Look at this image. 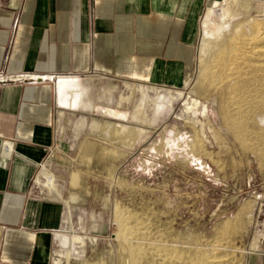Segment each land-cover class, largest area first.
I'll list each match as a JSON object with an SVG mask.
<instances>
[{"label": "rangeland", "instance_id": "obj_1", "mask_svg": "<svg viewBox=\"0 0 264 264\" xmlns=\"http://www.w3.org/2000/svg\"><path fill=\"white\" fill-rule=\"evenodd\" d=\"M216 1L197 16L194 53L182 84L67 76L78 79L94 106L126 116L96 107L73 109L75 134L86 137L91 150L90 157L69 160L82 171L71 224L76 238L69 254L54 255V264H131L123 251L128 245L145 254L135 264H243L237 243L264 208V143L249 131L243 144L224 120L236 108L231 104L234 79L243 81L249 74L244 51L232 52L223 68L214 56L200 59L204 15L210 6L218 11ZM245 1L237 17L242 23L264 7V0ZM257 18L256 26L264 28ZM250 36L244 29L242 39ZM256 75L260 87L264 72ZM220 84L217 90L226 102L215 95ZM80 207L87 211L85 223ZM181 251L182 258L175 254Z\"/></svg>", "mask_w": 264, "mask_h": 264}, {"label": "crops", "instance_id": "obj_2", "mask_svg": "<svg viewBox=\"0 0 264 264\" xmlns=\"http://www.w3.org/2000/svg\"><path fill=\"white\" fill-rule=\"evenodd\" d=\"M214 1L0 0V264H54L74 248L82 171L69 160L91 146L75 134L73 109L96 106L75 77L82 102L62 105L58 79L182 84L197 16ZM263 210L237 243L243 264H264Z\"/></svg>", "mask_w": 264, "mask_h": 264}, {"label": "bare ground", "instance_id": "obj_3", "mask_svg": "<svg viewBox=\"0 0 264 264\" xmlns=\"http://www.w3.org/2000/svg\"><path fill=\"white\" fill-rule=\"evenodd\" d=\"M221 1H222L220 2L221 6L218 8V11L216 10L215 6H210L206 9L203 19L204 34L199 50L200 59L203 63L206 62L208 58L214 56V60H216L218 62V65H220V67L223 68L225 63H228L229 58L232 57V52L241 51V50L244 51L243 55L242 54L240 55L245 56V60H247V62L245 61L247 63L246 64L247 67L245 66L246 67L245 69L248 68L249 74L246 73V70L243 68L244 65H242L241 62L240 65H242L243 70H245V73L248 75L246 79L243 81H238L236 80V78L234 79L233 82L235 85H233L232 88L233 90H231L232 91L231 95L233 99L230 100H231V104L232 103L235 104L236 108L234 109L232 105V108L234 110L233 113L223 117L227 125L232 130L233 135L236 138L240 139L243 144H245V141L242 140L243 133L249 131L250 133L251 132L255 133L254 137L256 136L259 137L258 139L259 142L264 143V84L258 87L257 84L260 81L258 82L259 79L258 80L256 79V77L258 76L256 75L257 73H260V71L264 72V44L261 43L264 40V30H263L264 28L262 26L261 27L256 26L257 25L256 21L258 19L257 16H259V19L260 18L263 19V23H264V7L256 15L246 16L244 18L245 19L244 23H242L240 22V20L237 19V17L241 15V14L238 15V10L240 8L247 7L246 1L245 0H221ZM217 3L220 4L219 2ZM244 29H248L251 36L244 37V39H242L241 36ZM231 61L233 62V60ZM231 61L230 63H232ZM235 71L238 72L239 70H235ZM227 73L225 74L227 75ZM241 74L243 73L240 72L239 75ZM224 77L228 78V75ZM239 77L240 76H238V78ZM57 87H58L59 101L62 105L75 107L82 102V95L84 89L77 80L70 77H61L58 79ZM221 87H222L221 84L219 85V87L217 88L215 87L214 90L215 95L217 98L220 99L221 102H226L225 96L222 95L221 91L217 90ZM247 87H249L248 88L249 91L246 90ZM70 90H73V93L69 92ZM250 91L255 92L256 95L252 97V93L251 94L248 93ZM159 104L160 103L158 102L157 107L160 106ZM103 111L109 115L116 117L126 116V113L124 111L115 108L107 107V108H103ZM122 128H124L126 132L128 131L127 134L132 133L131 132L132 129L130 127L123 126ZM136 130H138V132L140 133L139 129ZM253 148L254 151H258L257 150L258 148L256 150L255 147ZM123 251L126 252V254H128L129 258L131 259V264H135V261H137L139 255L145 256L144 253H141L139 250L133 248L130 245L125 246L123 248ZM175 254L180 258L184 256V252L182 251L175 252Z\"/></svg>", "mask_w": 264, "mask_h": 264}, {"label": "built area", "instance_id": "obj_4", "mask_svg": "<svg viewBox=\"0 0 264 264\" xmlns=\"http://www.w3.org/2000/svg\"><path fill=\"white\" fill-rule=\"evenodd\" d=\"M23 77V76H22Z\"/></svg>", "mask_w": 264, "mask_h": 264}]
</instances>
